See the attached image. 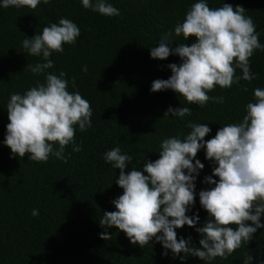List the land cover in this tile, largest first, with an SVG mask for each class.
<instances>
[{"label":"trees","instance_id":"1","mask_svg":"<svg viewBox=\"0 0 264 264\" xmlns=\"http://www.w3.org/2000/svg\"><path fill=\"white\" fill-rule=\"evenodd\" d=\"M108 2L119 9V16L85 9L80 0H51L34 10L0 8V264H206L198 257H174L170 250L164 256L161 244L154 239L152 245L141 248L114 226L107 229L110 239L100 238L105 229L99 218L103 211L116 210L112 201L123 193L115 183L119 169L106 163L103 154L119 146L132 156L125 171L132 167L142 170L146 161L159 158L156 151L164 138H183L190 131L188 121L206 123L212 129L205 140L214 137L222 125L239 122L246 114L245 105L254 100L253 90L264 89V51L256 50L250 57L254 80L241 79L231 88L216 86L207 93L223 97L222 104L210 100L203 108L188 105L173 90H150L154 80L171 76L170 63L181 61L176 55L164 60L151 58L149 48L170 32L177 42H193L194 37L187 41L183 36L175 37L174 27L183 21L195 0ZM224 2L245 8L264 44V0H208L210 8L222 7ZM62 17L79 27L80 36L74 45L64 44L63 53L53 52L50 59L54 67L48 71L67 73L68 90L79 91L90 103L92 126L84 132L77 126L75 140L82 151L73 152L72 145L67 146V163L55 157L38 163L28 160L27 154L10 158L11 149L2 143L9 122L6 107L10 94H22L44 79L26 67L42 61L22 52L21 42ZM85 65L87 72L82 71ZM236 75L242 71L236 69ZM170 106H187L192 114L183 119L165 117ZM196 158L205 166L197 177L195 204L188 215L199 216V227L208 213L201 207L198 193L214 186L203 182L212 175L214 165L205 158L204 150ZM33 209H38L37 216L31 215ZM176 231L178 240L190 237L191 243L200 247V235L194 227L184 225ZM262 261L264 229H258L252 240L243 242L227 259L217 257L209 264Z\"/></svg>","mask_w":264,"mask_h":264},{"label":"clouds","instance_id":"2","mask_svg":"<svg viewBox=\"0 0 264 264\" xmlns=\"http://www.w3.org/2000/svg\"><path fill=\"white\" fill-rule=\"evenodd\" d=\"M85 9L104 16H119L120 11L108 0H80ZM51 0H0V8L36 9ZM80 36L79 27L68 18L50 23L41 33L26 37L21 42L25 54L41 58L42 62L27 64L33 75L43 76V82L19 92L11 93L7 102L9 122L6 125L4 145L11 149V157L35 162H48L55 157L67 163L65 148L72 145L73 152L82 151L75 140L77 126L80 132L92 126V108L79 91L68 90L67 73L49 72L54 67L53 52L63 53L64 44L74 45ZM173 33L161 37L151 47L150 57L164 60L170 55L180 63H170L171 76L156 79L151 91L173 90L189 104L203 108L210 100L223 103V97H210L207 93L220 88H231L241 79L256 78L251 71L250 57L256 50L264 51L260 33L252 17L245 15L243 6L223 3L210 8L208 0H195L182 22ZM176 42V46H172ZM236 69L242 75H236ZM87 66L82 67L87 72ZM74 87L75 80H72ZM246 90V89H245ZM254 100L245 105V115L237 123L222 125L211 139L205 140L212 129L206 123L188 121L190 130L183 138L170 136L159 144V158L146 161L142 170L132 167V156L119 146L103 154V159L119 169L115 183L123 193L112 201L115 211H103L99 224L105 229L100 238L110 239L107 229L122 230L130 242L141 248L155 240L174 257H198L209 264L217 257L227 259L243 242L254 238L258 229H264V89L253 90ZM192 114L187 106L169 107L164 116L185 118ZM58 145V147H57ZM204 150L205 158L214 165L212 175L204 183L214 185L199 191V203L208 218L199 227L197 214L188 215L195 204L196 180L204 164L197 153ZM140 163V162H139ZM218 177L213 179V177ZM39 214L33 209L32 216ZM251 222V223H249ZM184 225L199 233V245L191 238H177L176 229ZM230 225H235L233 228ZM152 245V244H151ZM181 253L183 254L181 256ZM264 264V261L261 262Z\"/></svg>","mask_w":264,"mask_h":264}]
</instances>
